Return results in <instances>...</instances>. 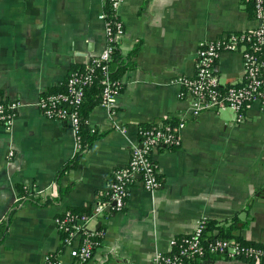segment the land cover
<instances>
[{
  "label": "crops",
  "instance_id": "crops-1",
  "mask_svg": "<svg viewBox=\"0 0 264 264\" xmlns=\"http://www.w3.org/2000/svg\"><path fill=\"white\" fill-rule=\"evenodd\" d=\"M250 2L126 0L118 12L125 25L119 49L128 55L142 42L137 65L121 77L124 89L112 107L99 103L91 110L89 122L102 136L59 180L78 150L76 134L69 123L45 116L39 99L105 48L104 0H0V101L19 102L10 129L0 126V222L15 208L0 264H43L52 253L62 264H75L55 218L87 205L92 213L106 198L113 172L129 162L140 125L169 116L186 123L178 148L154 150L161 185L148 190L138 178L124 210L95 217L89 228L105 234L87 264H155L157 254L172 251V238L192 232L203 217L225 224L238 215L247 225L233 234L264 244L263 101L247 104L241 122L230 107L194 117L178 82L195 73L201 41L261 25ZM216 70L222 83L240 82L243 54L222 52ZM20 185L59 199L19 204ZM197 261L251 264L219 254Z\"/></svg>",
  "mask_w": 264,
  "mask_h": 264
},
{
  "label": "built area",
  "instance_id": "built-area-1",
  "mask_svg": "<svg viewBox=\"0 0 264 264\" xmlns=\"http://www.w3.org/2000/svg\"><path fill=\"white\" fill-rule=\"evenodd\" d=\"M105 1V0H104ZM126 0H111L113 10L119 15V9ZM255 16L261 20L256 29L228 32L212 40L200 42L196 53V69L192 76L178 78L180 97L191 102L190 114L198 116L205 110L218 111L230 107L237 113V121H243V110L254 100L264 104V60L260 59L255 50L264 46V0H254ZM106 24L108 42L102 52L91 58L85 69L73 70L62 84L61 89L43 94L39 99V107L50 119L69 123L74 129L77 149L80 148L78 135L81 123L80 109L86 98L87 88L96 81V70L102 73L104 89L102 103L113 105L114 96L119 93L115 82L110 76V63L116 49V43L125 35V25L121 17L112 25L103 11L101 15ZM252 44L254 50L246 45ZM224 51L241 52L244 57L246 82L241 80L228 84L222 83L216 70V63ZM19 102L0 101V126L10 129L11 120L16 114ZM185 119L180 118L178 126H164L155 123L154 128L138 130V142L131 148L127 165L114 171V179L109 182L110 198L99 202L89 214H73L67 211L55 218L58 230L63 232L62 244L67 248L75 264H87L94 256L95 250L101 245L98 237L105 231L90 229V223L113 210H124L130 194L131 185L140 178L144 188L154 190L161 185L157 167L153 161L154 150L159 146L172 148L181 144V130L185 127ZM122 131L126 128L117 126ZM13 155V151H9ZM208 218H200L190 233L170 240L172 251L159 253L155 256V264H185L189 259L203 258L207 252L227 255L230 259L244 255L251 258L254 264L264 259V248L253 244H242L239 241L221 237L204 238ZM43 264H62L59 254L46 256Z\"/></svg>",
  "mask_w": 264,
  "mask_h": 264
},
{
  "label": "trees",
  "instance_id": "trees-1",
  "mask_svg": "<svg viewBox=\"0 0 264 264\" xmlns=\"http://www.w3.org/2000/svg\"><path fill=\"white\" fill-rule=\"evenodd\" d=\"M252 5L254 6V0H250ZM250 9V8H249ZM106 19L112 24H116L118 18L120 16L116 15L115 11L113 10L112 7V2L111 0H105L104 1V9H103ZM254 13H255V8H254ZM116 49L113 54V60L110 63V76L112 81L115 82V87L118 89L119 92H121L124 89V84L121 81V77L124 75V73L137 65V57L139 55V52L141 51L142 48V42H139L136 44V46L130 51L128 55H123L120 52L119 49V43H116ZM249 50H254L252 47V44L246 45ZM255 53L258 55L260 59L264 60V46L260 48V50H255ZM88 64V63H87ZM87 64L80 68V69H85L87 67ZM243 81L246 82V78L243 77ZM103 89H104V83H103V78H102V73L100 70H96V81L94 84L89 86L87 88L86 92V98L84 100V103L80 109V117H81V123H80V129L78 132V135L80 137V148L77 150L75 155L68 161L66 162L61 169L59 170L57 174V178L60 180L63 176H65L69 171L75 169L81 157L93 146L94 142L102 136V133L99 132L98 128L91 124L89 122V114L91 110L95 107V105L102 103L103 100ZM180 121V118L176 116H169L163 119L164 126H171L172 128H176L178 126V123ZM156 124L155 123H142L140 127L142 128H154ZM179 146H174L171 149H176ZM122 167H118L116 170L121 169ZM114 179V172H113V177L111 178V181ZM19 190V200L17 201L19 204L20 203H26L27 201H33V202H40L41 200H45V202H55L59 197H53V196H45V197H40L37 195V192L29 190L28 187L20 185L18 186ZM66 191L61 189V194ZM44 198V199H43ZM110 198V194L107 192V196L104 200H108ZM15 211V208L11 211V214L7 217V219L3 220L0 222V244L4 241L6 233L9 229V223L12 218V213ZM73 214H89L92 211V208L90 205L87 206H82L79 208H73L69 210ZM239 216L236 215L234 216L230 222L223 224V222H217L215 220H209L207 221V228L206 232L204 234V238H214V237H221L225 239H233L236 241L241 242L242 244H253L256 245L260 248H264V244L262 243H255L251 241H247L242 239L240 236L233 234V229L235 227H246L247 223L246 221H242L238 218ZM217 229H220L218 231H215ZM100 230L104 229L101 227ZM211 231V232H210ZM63 235L64 233L61 232ZM98 239L102 241L103 236H99ZM214 253H209L203 257H214ZM226 257L227 259H230L227 257V255H222ZM199 258L195 259H189L186 261L185 264H201V261H197ZM237 261H246L251 264H254V261L246 257L244 255H241L237 257ZM259 264H264V259L259 263Z\"/></svg>",
  "mask_w": 264,
  "mask_h": 264
}]
</instances>
